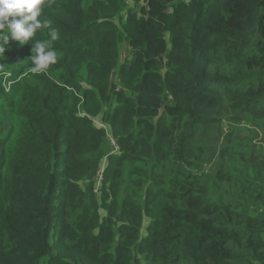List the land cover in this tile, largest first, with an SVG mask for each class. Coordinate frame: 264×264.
<instances>
[{"label":"trees","instance_id":"obj_1","mask_svg":"<svg viewBox=\"0 0 264 264\" xmlns=\"http://www.w3.org/2000/svg\"><path fill=\"white\" fill-rule=\"evenodd\" d=\"M45 17L48 75L31 45L0 57V264H264V0H57Z\"/></svg>","mask_w":264,"mask_h":264},{"label":"clouds","instance_id":"obj_2","mask_svg":"<svg viewBox=\"0 0 264 264\" xmlns=\"http://www.w3.org/2000/svg\"><path fill=\"white\" fill-rule=\"evenodd\" d=\"M57 0H0V57L12 41L21 47L31 45L30 73L46 76L60 62L61 56L55 50V43L61 38L60 30L53 27L51 19L45 17V10L51 9ZM46 32L50 39L32 42L37 35ZM5 65L0 64V73ZM10 75V73H5Z\"/></svg>","mask_w":264,"mask_h":264},{"label":"rangeland","instance_id":"obj_3","mask_svg":"<svg viewBox=\"0 0 264 264\" xmlns=\"http://www.w3.org/2000/svg\"><path fill=\"white\" fill-rule=\"evenodd\" d=\"M241 17V13L239 12L238 14H235V18H240ZM128 49L126 47L122 48V60H126L127 58V53ZM228 130H224L225 133H227ZM241 137H251V135H249V131L245 130L241 133L240 135ZM215 143V141L219 140V137H213L212 139ZM223 140V137H220V141ZM114 143V142H113ZM219 167V156L218 153L213 151H209L207 153V155L204 157V161H203V165L201 166V169L196 171V181L202 184H211L214 176H215V172L217 170V168ZM145 231V230H144Z\"/></svg>","mask_w":264,"mask_h":264},{"label":"built area","instance_id":"obj_4","mask_svg":"<svg viewBox=\"0 0 264 264\" xmlns=\"http://www.w3.org/2000/svg\"><path fill=\"white\" fill-rule=\"evenodd\" d=\"M11 77V74L10 75H6L5 77V83H4V87L6 89V91L8 92L11 88V85H12V82L11 81H8V79Z\"/></svg>","mask_w":264,"mask_h":264}]
</instances>
